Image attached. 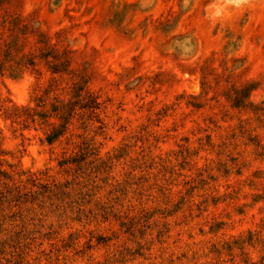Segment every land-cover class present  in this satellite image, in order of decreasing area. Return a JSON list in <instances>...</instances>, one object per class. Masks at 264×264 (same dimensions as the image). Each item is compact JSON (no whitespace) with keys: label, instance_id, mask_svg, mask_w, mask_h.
Instances as JSON below:
<instances>
[{"label":"rangeland","instance_id":"374dc122","mask_svg":"<svg viewBox=\"0 0 264 264\" xmlns=\"http://www.w3.org/2000/svg\"><path fill=\"white\" fill-rule=\"evenodd\" d=\"M0 264H264V0H0Z\"/></svg>","mask_w":264,"mask_h":264},{"label":"trees","instance_id":"16d2710c","mask_svg":"<svg viewBox=\"0 0 264 264\" xmlns=\"http://www.w3.org/2000/svg\"><path fill=\"white\" fill-rule=\"evenodd\" d=\"M79 92H80V90H79ZM80 93H82V97H81L82 100H87V99L91 98V95L87 90H84L83 92H80ZM70 105H71L70 103H67L64 105L62 104L59 106V108L53 110V112L56 113L58 119L65 120L64 124H66L68 122V121H66V119L70 118L74 113V108H72V106H70ZM82 108L92 109V108H94V106H89V107L88 106H82ZM24 112H25L24 108L13 107L10 113L5 114V119L12 118L14 120H21L22 115H20V113H24ZM61 131H63V130H61ZM56 135L57 134H53L52 136H48L47 141L49 143L52 142L57 137Z\"/></svg>","mask_w":264,"mask_h":264}]
</instances>
